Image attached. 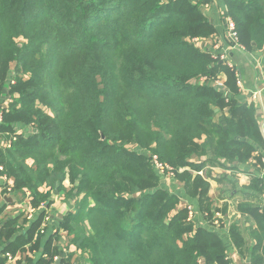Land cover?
I'll return each mask as SVG.
<instances>
[{"label": "trees", "instance_id": "trees-1", "mask_svg": "<svg viewBox=\"0 0 264 264\" xmlns=\"http://www.w3.org/2000/svg\"><path fill=\"white\" fill-rule=\"evenodd\" d=\"M210 1L0 0V94L9 64L16 69L0 120V132L14 139L0 148V165L34 208L48 205L68 178L76 201L59 228L85 264H230L232 243L250 264H264L257 196L264 179L254 174L237 206L250 223L248 240L236 225L224 236L223 225L187 219L180 192L167 189L149 156L168 165L181 196L210 215V184L200 173L207 165L263 167L255 104L238 100L235 68L196 44L216 34L200 8ZM222 3L237 43L261 49L264 0ZM219 74L228 97L207 82ZM21 126L32 130L16 133ZM45 214L26 230L6 223V238L17 235L5 253L39 252L34 264H50L59 248L51 236L42 240Z\"/></svg>", "mask_w": 264, "mask_h": 264}, {"label": "crops", "instance_id": "crops-1", "mask_svg": "<svg viewBox=\"0 0 264 264\" xmlns=\"http://www.w3.org/2000/svg\"><path fill=\"white\" fill-rule=\"evenodd\" d=\"M202 12L208 17L209 21L214 25L216 29V34L214 35L215 38L210 37L206 39H198L197 44L201 48H219L220 52H226L229 59H231L232 63H234L237 67V69L240 72V75L242 77V87L240 88V93L238 95V98L243 99V90L249 91V89L253 86L254 82L257 79V72L255 70V67H259L260 64L264 65V46L261 49L253 50V51H246L242 48H239L236 46L234 49H230V46L232 45V41L229 39L228 36V26L226 23L225 18V7L222 3V1H214V2H208L204 3L200 6ZM213 38V39H212ZM215 46V47H214ZM6 88L3 87L2 90H5ZM5 91L1 92V96L5 97V94L3 93ZM0 96V97H1ZM256 108V115L259 120H263V129L261 130L263 141H264V93L262 94V101L261 103H254ZM8 104L0 105V114L1 109L4 107H7ZM28 127H18L16 129V133L18 134H24L27 133ZM6 134H3L0 132V148L7 147V138H5ZM257 151L261 154L262 160H264V146L263 149L258 147ZM204 159V158H202ZM221 165L219 166H206L202 171L209 170L211 172V176L207 178L210 188L212 187V183L217 184V182H222V178L232 179L234 181H240L244 183H240L241 185H248V177H252L254 174H258L260 177L264 179V172L262 170H256L252 162H246V163H239V162H227L224 159L220 160ZM263 163V161H262ZM1 166V165H0ZM264 166V163H263ZM2 167V166H1ZM263 169V168H262ZM262 171V172H261ZM222 172V175H220ZM206 173V171H205ZM215 173H218L215 175ZM202 175V173H201ZM230 175L236 176L235 179L231 177ZM263 175V176H262ZM12 178L7 177L3 173V168L0 169V261L2 259H6L5 264H14L16 261H21L20 264H27L26 263V257L28 256L32 261L30 264L36 263V260L40 256L39 252H17L12 256V259L9 261L5 257V247L6 245L14 240L15 236H11L8 240L6 238L4 232H5V224L8 223L11 220L17 221V227L19 230L23 229L26 230L29 227V224L31 221H33L37 215L45 210V218L47 217L48 220L45 221V218L43 220V227H44V235L42 237V240H47L48 237H53V244L57 245L59 248V255L57 256L58 259L50 262L54 264H62L63 260H69L70 263H80L85 264L87 262V259L84 254H82L78 249H75V247L71 244V236L67 234L65 230L62 228H59V222L61 218L66 216L68 213L73 212L74 205L76 201L75 194H67L68 190H70L71 184L68 180V178L64 179L62 182L63 188L60 189L55 186L54 189L51 190L50 194V203L48 205L41 203L40 206L37 208L32 207L29 203L30 194L26 193V190H24L23 193L20 192H14L12 190ZM69 185V186H68ZM216 186V185H215ZM10 187V190L8 188ZM175 192H180L178 195L181 194V191L177 189L174 185ZM209 191L212 192V190ZM41 190H46V186H41ZM208 191V192H209ZM184 198L183 196H180V198ZM187 199V197H185ZM262 199H263V205H264V188L262 193ZM202 224L207 226V223L205 220H200ZM221 232H224L227 234L226 226L221 228ZM9 236V235H7ZM36 236V235H35ZM34 236V240H35ZM29 244H27L25 247L28 248ZM42 249H40L41 251ZM63 252V256H60V252ZM229 256L233 257L234 259L240 258L241 260H248V257H242L239 255L237 249L231 245V247L228 249V258ZM230 259V258H229ZM232 259V258H231ZM233 259V260H234ZM78 260V261H77Z\"/></svg>", "mask_w": 264, "mask_h": 264}, {"label": "rangeland", "instance_id": "rangeland-1", "mask_svg": "<svg viewBox=\"0 0 264 264\" xmlns=\"http://www.w3.org/2000/svg\"><path fill=\"white\" fill-rule=\"evenodd\" d=\"M221 1H224V0H221ZM210 2H214V0H211ZM225 11H226V8H225ZM224 14H225V17H227L226 19L228 21H231V19L228 16V14H226V12H224ZM213 38H215V36H213ZM229 39H230V37H229ZM201 40H203V39H201ZM16 41H17L18 44H22L24 42V39L19 37V38H16ZM231 41H232L231 42L232 45L230 46V49H234V48H236V46H238L239 48L244 49L241 45H239L237 43L236 36H235V40L233 39ZM197 42H198V39H196V44H197ZM202 49L209 50L211 52V54L215 58L217 57L218 59H220L222 61H225V63L229 67L235 68V79L237 78L236 77L237 73H240V72L237 69L236 65L234 63H232L231 59H229V57H228L226 52H220L221 50L219 48H210V47H208V48H202ZM36 57H39V55H37ZM9 68H10V70H9V73H8V76H7V80L8 81H6V83L4 84V88H6V89L2 90V91H5L3 93L5 94L6 99H5V97H2L1 94H0V96H1L0 97V105L8 104L11 101V97H10V95L8 93V89H9V85L13 84L14 81H15V72H16L15 62H11L9 64ZM255 70L257 72V76H256L257 79L254 82V84L259 82L258 81V67L257 68L255 67ZM202 80H204V79H202ZM224 81H225V76L223 74H219L218 76L214 77L211 80H208L207 82H209V84H211V85H213L215 87H218L222 92H224V89L227 90L226 86L224 85ZM236 85H237V88H238V93H240L239 85L237 83H236ZM238 100H239V98H238ZM0 120H1V114H0ZM261 124H263V120L262 119L259 122L260 130L263 129V127H262L263 125H261ZM31 130H32L31 127H28V131L30 132ZM13 139H14V137H10L9 138V142H10V140H13ZM8 145H9V143L7 141V146ZM130 147H132V146L130 145ZM151 155H154V154H150L149 156H151ZM150 160H151V158H150ZM262 161L264 163V160H262ZM151 163H152V166H153L155 172L160 176V179L166 184L167 189L169 191H173L174 192L176 187H173V186L174 185L176 186V184L178 186L177 189L181 191V183H180V181L178 182V179H176L175 176H174L173 179H168L167 176L164 173H160V172L156 171L152 160H151ZM262 168L263 169H261V170L264 172V166ZM205 171H206V173H205ZM205 171H201L200 173H202V175L205 176L206 179H207L209 176H211V172L209 170L208 171L205 170ZM220 173H221L220 175H222V172H220ZM216 174H218V173H215V175ZM230 176L233 177V179L236 178V176H234V175H230ZM251 178L252 177H250V178L248 177V180H244V181L250 182ZM222 179H223V181L222 182H217V184H214V182H213L212 183V187L210 188V190H212V192L209 191L208 194H207V199H208L207 201H209V203H210L209 204L210 205V210L213 211L212 215H210L209 212H207V211H203V213L198 211L197 210L198 209V207H197L198 206V202L195 201V200L192 201V202H189L187 199L179 197L178 206L179 207H186V208L190 207V210H191L190 212L193 215L192 216L193 220H191V221L194 222V224H196V225L202 224L201 221H200L201 219L205 220L207 225L210 224V226H212L211 228H214V227L215 228L216 227L219 228V226L223 225V227L226 226V229H227L226 232L228 233V235H229L230 227L232 225L233 226L236 225L239 228V230L242 232L245 240H248V236H249V229H248L249 227L248 226H249L250 223L246 219V216L240 214V212H239V210L237 208L238 203L243 199L242 196H243V191H244V185H241L240 183H244V182L234 181L231 178L230 179L222 178ZM180 196H181V194H180ZM257 196L260 199L261 203H263L262 195L261 194H259V195L257 194ZM207 201H204L203 205H206ZM187 218H188V216H187ZM219 232L221 233V235L226 236L225 231L221 232L219 230ZM229 238H230V236H229ZM248 243H253V242L250 239ZM232 246H233V243H232ZM229 258H230V264H250L249 260H247V261L243 260V259L241 260L240 258L234 259L231 256H229ZM200 263H201V261H200ZM78 264H80V263H78Z\"/></svg>", "mask_w": 264, "mask_h": 264}, {"label": "built area", "instance_id": "built-area-1", "mask_svg": "<svg viewBox=\"0 0 264 264\" xmlns=\"http://www.w3.org/2000/svg\"><path fill=\"white\" fill-rule=\"evenodd\" d=\"M214 1H221V0H214ZM227 18V17H225ZM227 20V19H226ZM227 23V26H228V36L230 37L231 40H235V32H234V26H233V22L232 21H226ZM236 83L239 85V89L242 87V77L240 75V73H237V76H236ZM258 83H255L250 89L249 91L247 90H243L242 91V94H243V99H240L239 98V101L241 102H249V103H261L262 101V94L264 92V69H263V64H260V66L258 67ZM224 95L228 97L229 95V92L224 89ZM9 143V142H8ZM9 146V145H8ZM153 164H154V167L156 169L157 172H160V173H164L168 179H173L174 178V173L172 172V169L166 165L165 163L159 161L157 159V156L154 154V155H151L150 156ZM0 169H2V167L0 166ZM264 174V173H263ZM263 176V175H262ZM262 178V177H261ZM8 190H10V187L8 188ZM26 193H29L28 191H26ZM188 209V220H193V215L191 214V210H190V207H187ZM48 220V218L46 217L45 218V221ZM39 232L40 233H43L44 232V227H43V224L41 225L40 229H39ZM5 257L10 261L12 259V256L9 254V253H5L4 254ZM58 257L57 256H54V260H57ZM51 264H54V263H51ZM70 264H77L75 262H72Z\"/></svg>", "mask_w": 264, "mask_h": 264}, {"label": "water", "instance_id": "water-1", "mask_svg": "<svg viewBox=\"0 0 264 264\" xmlns=\"http://www.w3.org/2000/svg\"><path fill=\"white\" fill-rule=\"evenodd\" d=\"M60 256H61V257L63 256V252H62V251L60 252Z\"/></svg>", "mask_w": 264, "mask_h": 264}]
</instances>
